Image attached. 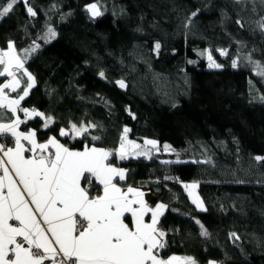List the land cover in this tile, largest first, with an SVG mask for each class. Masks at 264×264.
<instances>
[{
  "label": "trees",
  "instance_id": "trees-1",
  "mask_svg": "<svg viewBox=\"0 0 264 264\" xmlns=\"http://www.w3.org/2000/svg\"><path fill=\"white\" fill-rule=\"evenodd\" d=\"M91 3L100 16L86 10ZM262 17L260 0H18L0 18V49L12 41L23 56L39 45L25 61L36 84L21 104L54 118L48 129L35 117L21 130L34 129L40 141L56 136L75 150H116L125 127L130 140H157L160 152L120 165L123 184L145 187L150 205L167 206L161 256L264 264V162L255 159L264 157ZM49 28L56 37L46 43ZM205 49L221 68L208 67ZM70 121L97 127L83 139L60 137ZM164 144L173 151L163 152ZM187 182L198 183L206 210L191 202Z\"/></svg>",
  "mask_w": 264,
  "mask_h": 264
},
{
  "label": "snow or ice",
  "instance_id": "snow-or-ice-1",
  "mask_svg": "<svg viewBox=\"0 0 264 264\" xmlns=\"http://www.w3.org/2000/svg\"><path fill=\"white\" fill-rule=\"evenodd\" d=\"M260 2L264 4V0ZM17 3L7 0L0 4V18L9 15ZM86 10L93 18L101 15L95 3L87 5ZM27 11L36 15L30 6ZM198 11L190 14L186 28ZM237 24L243 26L240 20ZM260 29L264 31V17ZM55 37L56 32L49 28L45 42ZM38 47L23 50V56L12 41L6 49H0V77L6 78L0 83V121L11 113L8 122H0V141L11 140V145L0 142V264H196L192 257L161 256V250L167 248V233L161 228L167 206L157 203L152 207L139 188L119 186L126 180L127 170L111 162L116 156L121 161L127 159L130 150H139L137 156H147L157 148V141L146 139L142 149L127 140L130 129L125 127L116 150L88 144L74 150L56 136L41 142L34 129L21 130V125L34 117L43 120L45 129L54 123L52 116L21 104L36 84L25 61ZM160 48L157 41L154 51L158 54ZM218 51L221 56L227 54V50ZM205 53L209 68L222 67L209 50ZM237 66L233 60L232 67ZM99 75L104 78L105 74ZM117 84L126 87L123 80ZM10 93L17 95L13 98ZM18 113H23V119ZM96 127L91 122L77 125L70 121L67 128H60L59 136L83 139ZM99 139L91 136L92 141ZM164 149L173 151L167 144ZM255 159L264 162V157ZM183 187L189 190L192 203L206 210L200 197L191 191L197 182ZM200 227L201 235L207 236L204 226ZM229 235L230 239H239L236 233Z\"/></svg>",
  "mask_w": 264,
  "mask_h": 264
},
{
  "label": "crops",
  "instance_id": "crops-1",
  "mask_svg": "<svg viewBox=\"0 0 264 264\" xmlns=\"http://www.w3.org/2000/svg\"><path fill=\"white\" fill-rule=\"evenodd\" d=\"M7 48V47H6ZM5 48V49H6ZM26 78V77H25ZM5 79L6 78H2V77H0V83H3L4 81H5ZM27 79V78H26ZM10 95L13 97V98H15L16 97V93H10ZM30 109V108H29ZM5 112H6V110H5ZM18 115L20 116V118L21 119H23V113H18ZM7 117H11V113H6V118L4 119V120H2V121H0V122H8V119H7ZM35 118V117H34ZM33 118V119H34ZM22 131H27V130H22ZM47 140V139H46ZM127 140H129V141H132V140H130V139H127ZM43 141H45V140H43ZM43 141H41V142H43ZM0 142H5V141H0ZM61 142V141H60ZM62 143V142H61ZM69 147V146H68ZM130 147V146H129ZM118 148H119V146H118ZM117 148V149H118ZM75 150V149H74ZM78 150H82V149H78ZM129 157H134V156H128V158ZM126 160V159H125ZM125 160H119V157L117 156V163H114V162H112L113 163V165H115V166H118V167H120V168H123L120 164L122 163V162H124ZM124 169V168H123ZM124 183V181H120L119 182V186H122V187H124L125 189L127 188V186H129V185H125V184H123ZM132 187H135V188H139L141 191H143L144 193H145V199L148 201V203L150 204V201L152 200V196H151V194L148 192V190L145 188V187H141V186H133V185H131ZM157 204V203H156ZM156 204H154V205H151L152 207H155V205ZM170 256H172V255H170ZM176 256V255H175ZM168 257V256H167ZM167 257H163V258H165V259H167ZM179 257V256H178Z\"/></svg>",
  "mask_w": 264,
  "mask_h": 264
},
{
  "label": "rangeland",
  "instance_id": "rangeland-1",
  "mask_svg": "<svg viewBox=\"0 0 264 264\" xmlns=\"http://www.w3.org/2000/svg\"><path fill=\"white\" fill-rule=\"evenodd\" d=\"M91 4H93V3H91ZM98 8V7H97ZM98 10H99V8H98ZM206 58H207V55H206ZM128 139V138H127ZM146 139H148V140H154V139H151V138H145L144 140H143V142H138V141H134V140H132V142H134V143H136V144H139V145H141V148L143 149L145 146H144V141L146 140ZM155 141H157V140H155ZM158 142V141H157ZM165 145V144H164ZM164 145H163V147H164ZM168 145V144H167ZM148 148H151V146L149 145V146H147ZM130 148V147H129ZM136 151H139V150H130V156H134V157H145V158H149L150 156H151V152H153V153H158V152H160L159 151V147H158V144H157V148H155V149H151V152L147 155V156H145V155H139V156H137L135 153H136ZM163 152H165V153H167V152H171V151H165V149H164V151ZM191 183H194V182H187V183H184V184H191ZM183 184V185H184ZM197 186H198V183H197ZM185 189V188H184ZM186 190V189H185ZM188 191L189 190H186V192H187V194H188ZM191 191H193V195L194 196H199V194H198V191H197V187H196V189H194V190H191ZM188 196H189V194H188ZM200 197V196H199ZM189 198H190V200H191V202H192V197H190L189 196ZM201 199V198H200ZM202 200V199H201ZM204 204V203H203ZM195 205V204H194ZM195 207H196V205H195ZM197 208V207H196ZM204 208H205V206H204ZM198 209V208H197ZM198 210H200V209H198Z\"/></svg>",
  "mask_w": 264,
  "mask_h": 264
},
{
  "label": "built area",
  "instance_id": "built-area-1",
  "mask_svg": "<svg viewBox=\"0 0 264 264\" xmlns=\"http://www.w3.org/2000/svg\"><path fill=\"white\" fill-rule=\"evenodd\" d=\"M3 141H5V143L11 145V140H10V139H5V140H3Z\"/></svg>",
  "mask_w": 264,
  "mask_h": 264
},
{
  "label": "bare ground",
  "instance_id": "bare-ground-1",
  "mask_svg": "<svg viewBox=\"0 0 264 264\" xmlns=\"http://www.w3.org/2000/svg\"><path fill=\"white\" fill-rule=\"evenodd\" d=\"M143 142V141H142ZM126 161V160H125Z\"/></svg>",
  "mask_w": 264,
  "mask_h": 264
}]
</instances>
